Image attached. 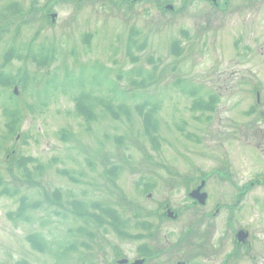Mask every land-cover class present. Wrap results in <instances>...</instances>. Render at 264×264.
<instances>
[{
  "label": "rangeland",
  "instance_id": "obj_1",
  "mask_svg": "<svg viewBox=\"0 0 264 264\" xmlns=\"http://www.w3.org/2000/svg\"><path fill=\"white\" fill-rule=\"evenodd\" d=\"M0 14V264H264V0H0ZM96 66L136 95L130 116L78 113ZM202 179L203 206L188 196ZM80 201L93 220L73 215Z\"/></svg>",
  "mask_w": 264,
  "mask_h": 264
},
{
  "label": "trees",
  "instance_id": "obj_2",
  "mask_svg": "<svg viewBox=\"0 0 264 264\" xmlns=\"http://www.w3.org/2000/svg\"><path fill=\"white\" fill-rule=\"evenodd\" d=\"M13 11H9L8 14H13ZM1 17V14H0ZM50 50L48 48L44 47H36V49L31 54V59L34 64H36L38 67H44L46 63L49 61L50 58ZM96 69L93 71V74L90 77V89L86 90L85 92L79 93L75 99H76V107L77 111L80 115L85 117L86 119H91L94 116L93 108L96 106H101L102 110L108 114L113 119H119L122 115H126L127 117L130 116L131 110L127 104V101L131 98H136V95H128L125 89H119L117 86V83L115 81H110L107 83L105 80V69L104 67L96 66ZM139 74L141 76V79L131 81L133 86L145 88L147 84L149 83V80H151L153 73L149 72L145 76L142 75L141 70L139 71ZM118 78H121L118 76ZM74 78L69 76L67 78V83L74 84ZM81 78H75V80L82 83L84 80ZM84 83V82H83ZM0 84L3 86H10L11 81L8 74H2L0 75ZM107 84L108 87L106 88V94L105 97H99L95 95L92 91V88L97 85ZM189 93H195L196 91L189 90ZM201 102V101H199ZM208 104H200L198 107H201L202 109H206ZM135 110L137 113L142 117L143 119V125L146 130V132H150L155 127V117L154 114L156 113L157 107L156 104L152 101H150L147 97L143 95V100L141 104H137L135 106ZM19 112H12L10 113L15 116L18 115ZM9 157H13V154L10 153ZM18 174L25 180L30 175L28 174V170L25 166H17ZM8 171H10L8 169ZM112 175H117V171L115 169L109 170ZM32 180V179H31ZM2 184V179L0 177V185ZM2 193L7 196H15L17 191L9 188L8 186L2 187ZM81 203V204H80ZM80 203L75 202L73 203V215H76L77 217L85 220L86 218H92L93 215H89L84 207V204L80 201ZM29 205L26 197H22L19 200V206L17 208V211L14 213H9V215L13 214L15 217H23L24 212ZM106 214L107 211L105 210ZM109 214V213H108ZM26 217V216H25ZM96 220V219H95ZM99 226L103 225V223H98ZM66 250V247L65 249Z\"/></svg>",
  "mask_w": 264,
  "mask_h": 264
},
{
  "label": "water",
  "instance_id": "obj_3",
  "mask_svg": "<svg viewBox=\"0 0 264 264\" xmlns=\"http://www.w3.org/2000/svg\"><path fill=\"white\" fill-rule=\"evenodd\" d=\"M211 1L215 2V0H211ZM166 8H167V9H172V6H171V5H167ZM54 16H55V15H51L52 18H54ZM14 92H16V88H14ZM203 184H204V182H201L200 185H199L196 189L192 190V191L189 193V196H190L191 198H194L199 204H204V202H205V198H206V194L200 192V190H201ZM167 216H168V217H171V216H173V213L170 212V211H167ZM237 236H238V238L241 240V239H243V237L246 236V234H245L244 232L240 231V232H238ZM125 262H126V260H124V259L119 261L120 264L125 263ZM142 263H143V260L140 259V260H135V261H134L133 263H131V264H142Z\"/></svg>",
  "mask_w": 264,
  "mask_h": 264
},
{
  "label": "flooded vegetation",
  "instance_id": "obj_4",
  "mask_svg": "<svg viewBox=\"0 0 264 264\" xmlns=\"http://www.w3.org/2000/svg\"><path fill=\"white\" fill-rule=\"evenodd\" d=\"M253 182H254V181L249 182V183H250V184H254ZM205 183H206V181H205ZM239 230H240V229H239ZM234 236H235V235H234ZM234 239H235V237H234ZM234 239H233V240H234ZM234 241H235V243L238 245L237 247H240V248H242V247H246L247 250H248L249 252L253 250V242H252V238H251V235H250L249 232H248V234H247V238L245 239V241H243V242H236V240H234ZM152 257H153L152 260L154 261V249H153ZM188 258H189V256H188ZM188 258H185V259L179 260V261H177V262H182L183 264H192L194 261L191 260V259H188ZM129 262H131V261H129ZM177 262H176V263H177ZM218 264H222V260H220Z\"/></svg>",
  "mask_w": 264,
  "mask_h": 264
}]
</instances>
